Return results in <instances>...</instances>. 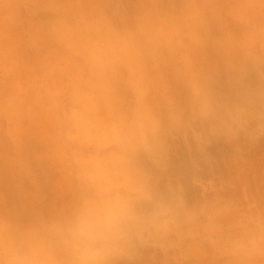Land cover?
Segmentation results:
<instances>
[{
	"label": "crops",
	"instance_id": "obj_1",
	"mask_svg": "<svg viewBox=\"0 0 264 264\" xmlns=\"http://www.w3.org/2000/svg\"><path fill=\"white\" fill-rule=\"evenodd\" d=\"M51 3L60 17L30 87L19 92V69L0 49V214L19 218L23 169L31 264H112L72 249L91 253L89 239L110 237V219L85 208L107 196L103 170L152 169L166 156L159 144L182 135L177 127L201 124L177 117L197 107L184 95L217 92L211 82L230 78L232 64L264 62V0ZM23 139L35 142L28 152Z\"/></svg>",
	"mask_w": 264,
	"mask_h": 264
},
{
	"label": "rangeland",
	"instance_id": "obj_2",
	"mask_svg": "<svg viewBox=\"0 0 264 264\" xmlns=\"http://www.w3.org/2000/svg\"><path fill=\"white\" fill-rule=\"evenodd\" d=\"M57 8L51 0H0V49L9 67L19 69V92L23 83L31 86L37 53H48ZM236 66L227 80L211 82L217 92L184 95L197 107L178 110L177 117L201 124L177 127L182 135L159 144L166 156L152 158V169L103 170L107 196L85 208L108 217L111 233L89 239L91 253L72 247L82 261L264 264V62ZM34 143L23 139L19 148L28 152ZM24 176L19 169V218L0 214V264L37 257L30 247L32 205L20 200V187L29 182Z\"/></svg>",
	"mask_w": 264,
	"mask_h": 264
}]
</instances>
